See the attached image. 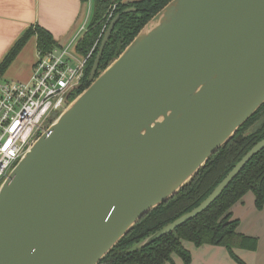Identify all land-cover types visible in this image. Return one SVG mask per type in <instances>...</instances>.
Returning <instances> with one entry per match:
<instances>
[{
    "label": "water",
    "instance_id": "water-1",
    "mask_svg": "<svg viewBox=\"0 0 264 264\" xmlns=\"http://www.w3.org/2000/svg\"><path fill=\"white\" fill-rule=\"evenodd\" d=\"M132 8L124 10L131 11ZM41 132L0 184V264H99L264 103V0H169ZM264 147L253 145L194 209Z\"/></svg>",
    "mask_w": 264,
    "mask_h": 264
},
{
    "label": "trees",
    "instance_id": "trees-1",
    "mask_svg": "<svg viewBox=\"0 0 264 264\" xmlns=\"http://www.w3.org/2000/svg\"><path fill=\"white\" fill-rule=\"evenodd\" d=\"M92 1L91 16L86 30L76 43V51L86 55L95 42L92 56L86 63L82 84L68 100L90 83L89 74L104 32L111 19L120 14L101 54L97 73L103 70L133 39L140 28L169 0H81ZM115 5L113 15L106 24V15ZM132 8L129 12L124 10ZM106 27L103 30L104 25ZM32 35L37 38V50L45 53L58 46L51 34L39 25L28 27L14 42L0 61V79L17 53ZM264 138V103L242 124L234 136L220 147L200 168L198 173L172 198L146 213L130 231L106 254L99 264H166L178 256L182 264L190 261V252L183 246L188 241L196 246L220 245L230 256L237 247H253L255 238L237 230L238 219L231 213L232 206L247 192L254 195L257 209L264 204V147L259 150L233 178L220 195L201 213L185 221L174 230L136 250L127 251L135 243L153 234L181 215L197 207L257 142Z\"/></svg>",
    "mask_w": 264,
    "mask_h": 264
},
{
    "label": "crops",
    "instance_id": "crops-1",
    "mask_svg": "<svg viewBox=\"0 0 264 264\" xmlns=\"http://www.w3.org/2000/svg\"><path fill=\"white\" fill-rule=\"evenodd\" d=\"M133 0H124L130 2ZM90 2V1H89ZM81 0H0V61L14 42L30 26L46 29L58 46H64L88 23ZM89 7V6H88ZM85 19L87 21H85ZM37 57V38L32 35L2 75L0 80H27ZM247 192L231 208L238 219V232L255 238L253 247H237L233 252L241 262L234 260L220 245L196 246L183 241L190 252L188 264H264V204L257 209L254 195ZM247 222V224H245ZM166 264H182L178 256Z\"/></svg>",
    "mask_w": 264,
    "mask_h": 264
},
{
    "label": "built area",
    "instance_id": "built-area-1",
    "mask_svg": "<svg viewBox=\"0 0 264 264\" xmlns=\"http://www.w3.org/2000/svg\"><path fill=\"white\" fill-rule=\"evenodd\" d=\"M114 7L106 15V24ZM85 30L83 24L64 46L45 53L37 50L27 80H0V183L81 86L86 63L97 43L86 55L76 51V43Z\"/></svg>",
    "mask_w": 264,
    "mask_h": 264
},
{
    "label": "rangeland",
    "instance_id": "rangeland-1",
    "mask_svg": "<svg viewBox=\"0 0 264 264\" xmlns=\"http://www.w3.org/2000/svg\"><path fill=\"white\" fill-rule=\"evenodd\" d=\"M89 6V7H88ZM87 7H86V9H85V17L89 20V18H90V16H91V12H92V1H90L89 2V5H88ZM85 21H87L86 19H85ZM83 25V24H82ZM16 81H23V80H16ZM13 168V167H12ZM11 168V169H12ZM11 169H9V171H8V174H9V172L11 171ZM3 181V180H2ZM1 181V182H2ZM1 184V183H0ZM250 194H252V193H250ZM245 224H247V222L245 223Z\"/></svg>",
    "mask_w": 264,
    "mask_h": 264
},
{
    "label": "flooded vegetation",
    "instance_id": "flooded-vegetation-1",
    "mask_svg": "<svg viewBox=\"0 0 264 264\" xmlns=\"http://www.w3.org/2000/svg\"><path fill=\"white\" fill-rule=\"evenodd\" d=\"M89 79V78H88Z\"/></svg>",
    "mask_w": 264,
    "mask_h": 264
}]
</instances>
